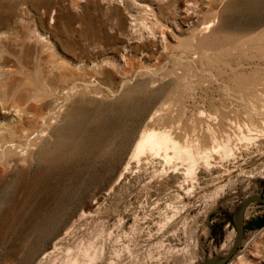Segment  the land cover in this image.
<instances>
[{"label": "rangeland", "instance_id": "374dc122", "mask_svg": "<svg viewBox=\"0 0 264 264\" xmlns=\"http://www.w3.org/2000/svg\"><path fill=\"white\" fill-rule=\"evenodd\" d=\"M145 129L232 152L188 175L162 150L132 156ZM251 194L264 0H0V264L210 260ZM263 229L253 201L224 264H264Z\"/></svg>", "mask_w": 264, "mask_h": 264}, {"label": "bare ground", "instance_id": "6f19581e", "mask_svg": "<svg viewBox=\"0 0 264 264\" xmlns=\"http://www.w3.org/2000/svg\"><path fill=\"white\" fill-rule=\"evenodd\" d=\"M141 6L147 7L144 4H142ZM183 12L185 14H188V12H189L188 8L185 7L183 9ZM150 19H153V18H150ZM150 22H152V21H150ZM208 25L209 24L206 23L203 26V28H207ZM211 139L213 140V142L215 141V138L213 136H211L208 141H211ZM192 141L193 142L190 141L187 144H180L179 141H176L173 139V137L170 135V133L168 131L145 129L141 132L140 136L138 137L137 141L134 144V147L132 150V156L137 157L140 154H142L143 152H145V150L146 151L148 150L149 152L152 151L155 154H158L159 151L162 150L163 154H164V158H167L168 160L172 157L178 158V159L183 158L186 161V168H185L186 173L185 174L190 175L193 173L195 165L199 161H201L204 165H208L209 159L211 158L213 152H219L220 153L222 151L224 157L230 155L232 152L231 148L228 146L227 142L226 143H216L215 142L216 144H214L211 147H201L198 143L200 141L199 138L192 140ZM169 148L171 149V155L168 154V152H167V150ZM247 213H248V207L245 208V210L243 212V217ZM263 231H264V229H263ZM230 247L231 246H229V244H226L224 251L222 253H220L219 255L213 257L212 259H210V261L211 262L222 261L225 258ZM258 257L262 261H264V251L263 250L259 251ZM237 260L238 261H236V262H238L239 264H255V263L245 262L241 259V257L237 258ZM91 261L93 263V260H91ZM233 262H234V260H231V261H228L227 264H233ZM72 263L76 264L77 262L75 260ZM111 263L112 262H110L109 264H111ZM85 264H87V262ZM190 264H193V262H190Z\"/></svg>", "mask_w": 264, "mask_h": 264}, {"label": "water", "instance_id": "95a60500", "mask_svg": "<svg viewBox=\"0 0 264 264\" xmlns=\"http://www.w3.org/2000/svg\"><path fill=\"white\" fill-rule=\"evenodd\" d=\"M258 201L264 203V196H260L258 194H251L246 196L240 203L238 207V211H236V218H235V236L233 238L231 247L229 251L227 252L225 258L222 261L218 262H211L210 260H204L201 262H197L194 264H224L228 259L231 258V256L234 254V252L237 250L242 237H243V231H244V217L243 212L248 205L253 202Z\"/></svg>", "mask_w": 264, "mask_h": 264}]
</instances>
